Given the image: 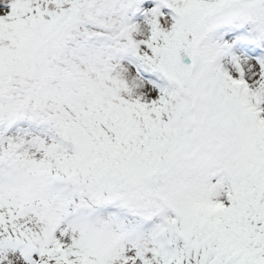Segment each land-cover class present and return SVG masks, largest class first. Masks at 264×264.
<instances>
[{
  "label": "snow or ice",
  "instance_id": "6c2138e0",
  "mask_svg": "<svg viewBox=\"0 0 264 264\" xmlns=\"http://www.w3.org/2000/svg\"><path fill=\"white\" fill-rule=\"evenodd\" d=\"M0 264H264V0H0Z\"/></svg>",
  "mask_w": 264,
  "mask_h": 264
}]
</instances>
